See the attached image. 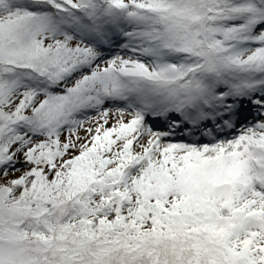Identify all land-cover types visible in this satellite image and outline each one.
I'll return each instance as SVG.
<instances>
[{
    "label": "snow or ice",
    "instance_id": "1",
    "mask_svg": "<svg viewBox=\"0 0 264 264\" xmlns=\"http://www.w3.org/2000/svg\"><path fill=\"white\" fill-rule=\"evenodd\" d=\"M0 264H264V0H0Z\"/></svg>",
    "mask_w": 264,
    "mask_h": 264
}]
</instances>
